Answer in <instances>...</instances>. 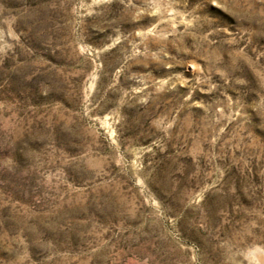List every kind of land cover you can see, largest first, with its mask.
I'll use <instances>...</instances> for the list:
<instances>
[{
  "label": "rangeland",
  "instance_id": "374dc122",
  "mask_svg": "<svg viewBox=\"0 0 264 264\" xmlns=\"http://www.w3.org/2000/svg\"><path fill=\"white\" fill-rule=\"evenodd\" d=\"M0 264H264V0H0Z\"/></svg>",
  "mask_w": 264,
  "mask_h": 264
}]
</instances>
